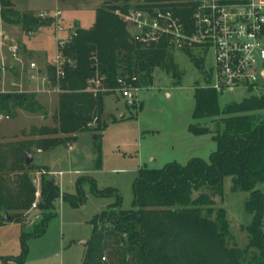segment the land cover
<instances>
[{
  "label": "trees",
  "instance_id": "16d2710c",
  "mask_svg": "<svg viewBox=\"0 0 264 264\" xmlns=\"http://www.w3.org/2000/svg\"><path fill=\"white\" fill-rule=\"evenodd\" d=\"M104 1L96 10L94 25L89 30L76 27L77 36L65 50L71 65L67 64L65 78L61 80L64 93L60 96L59 126L43 132L51 137L38 142L41 151L72 143L78 134L90 130L88 126L95 117L98 119L95 129L102 130L104 126L99 119L104 113L106 95L87 91L91 78H103L104 87L112 92L118 89V79L124 76H135L139 85L150 87L156 69L180 79L173 53L166 46L146 49L136 45L115 11L171 7L185 22H190L194 7L191 0H145L135 7L132 0H122L121 6L120 0ZM0 5V18L6 24L19 25L24 34L51 24L32 13H18L10 0H0ZM196 64L201 65L199 61ZM49 72L55 80V70L49 67ZM194 93V120L207 117L219 121L216 130L198 123L189 127V132L196 136L212 134L217 150L210 156V162L195 158L186 166L175 163L159 170H140L133 188L134 209L123 211L117 203L90 222L92 237L86 243L82 264H264V193L258 188L264 183V94L245 97L222 110L218 105L219 94L214 90L196 88ZM15 109L35 113L41 106L34 94L0 92V113L9 115ZM30 167L32 164L26 168ZM227 176L233 178V189L249 193L245 205L253 222L246 229L248 246L242 250L230 245L233 237L226 211L216 206L215 198L223 200V182ZM21 179L29 199L15 208L7 200L9 190L0 182V222L5 221L10 210H24L29 215L36 188L26 174ZM42 179L37 209L41 216L50 212L47 217H41L40 226L45 229L47 220L56 216L55 203L61 194L54 178ZM203 189L212 194L202 193L194 198ZM95 192L101 195L111 190ZM21 215L15 219L22 221ZM41 235L43 231L36 234ZM26 255L25 249L22 255L4 261L25 264Z\"/></svg>",
  "mask_w": 264,
  "mask_h": 264
},
{
  "label": "rangeland",
  "instance_id": "374dc122",
  "mask_svg": "<svg viewBox=\"0 0 264 264\" xmlns=\"http://www.w3.org/2000/svg\"><path fill=\"white\" fill-rule=\"evenodd\" d=\"M10 1L18 13L33 15L49 12L46 10L53 12L59 3L58 10H64L62 16L68 23L67 26L73 29L78 22L84 30H89L94 25L96 10L105 3L104 0ZM143 3L145 0L131 1L133 7ZM121 4L122 0L118 5ZM54 31L53 25L43 26L41 31L30 37L23 33L19 25L6 24L0 18V42L4 46L17 44L25 66L24 73L20 72L19 65L5 75L1 73L0 92L11 94L24 91L26 95L34 94L41 106V110L35 113L21 109L12 110L15 116L11 113L10 120L0 122V182L9 190L7 200L13 208L19 207L23 201L29 199L25 183L21 179L23 174H26L33 184L37 173L42 174L40 179L54 178L61 194L55 203L56 216L47 220L45 229L40 226V217L33 218L28 223L30 214L27 215L24 210L15 209L7 213L13 219L22 213V221L15 219L5 222L2 217L1 221L4 222H0V264H6L5 259L22 255L25 249V264H82L86 243L92 237L90 222L117 203L123 211L134 209L133 188L140 170H159L175 163L186 166L195 158L209 163L210 156L217 150L211 133L196 136L189 132L190 124L198 123L209 127L210 130H216L219 126V121L216 123L207 117L201 120L193 118L194 91L196 88H207L208 75L202 70L204 67L208 70L213 67L212 55L209 54L201 61L178 52L173 55L180 79L173 78L164 70L156 69L153 73V84L140 91L141 102L138 107L128 105L118 92L105 88L106 91L101 93L106 95L103 101L104 113L99 119L100 124L104 126L101 131L95 129L98 124L95 117L88 126L90 130L78 134L72 143L61 144L50 150H39L38 142L51 137L43 132L57 129L59 126L58 111L62 93L59 95L28 92L34 84L28 81L27 63L33 61L43 68L48 67L51 62L46 61L49 60L47 54L41 56L25 50L23 42L26 37H30L32 48L44 46L46 50H54ZM4 51L9 63V52L6 48ZM196 61L201 63L200 67ZM12 82L16 85L13 86ZM5 83L7 87H4ZM19 84L23 87L20 88ZM33 87L32 90L37 89L36 85ZM256 91L257 93L253 91V95L264 94V90ZM246 93L242 88L219 93V108L223 110L227 105L242 102ZM24 154L33 157L30 169L21 161ZM60 173L62 176H59ZM258 188L264 193V183L259 184ZM223 189V200L215 198V201L217 208L226 211L233 237L230 245L241 250L246 249L249 243L246 229L253 222L245 205L249 193L233 189V178L230 176L224 178ZM95 190L111 192L100 195ZM24 192L26 194H23ZM202 193L212 194L210 190L203 189L196 192L194 198ZM65 196L67 199H64ZM79 197L81 201L77 202ZM40 201L41 197L38 202L36 196L34 197L30 212L39 211L37 208L33 209V204L37 202L38 205ZM49 214L47 211L41 217L45 218ZM42 231L43 235L36 236Z\"/></svg>",
  "mask_w": 264,
  "mask_h": 264
},
{
  "label": "built area",
  "instance_id": "2783aa9c",
  "mask_svg": "<svg viewBox=\"0 0 264 264\" xmlns=\"http://www.w3.org/2000/svg\"><path fill=\"white\" fill-rule=\"evenodd\" d=\"M191 3L194 7L190 22H185L171 7L161 6L126 12L116 10L115 15L124 22L133 42L140 47L166 46L172 53H183L201 61L212 55L213 67L209 70L204 67L202 72L208 75L206 87L216 93L242 88L247 91L245 97H251L255 94L254 90L256 93V90H264V0H191ZM34 17L51 21L50 25L54 26L56 33L57 53L48 67L42 68L29 61L28 81L37 86L35 93L60 95L64 93L61 80L65 78V68L67 64L71 65L65 50L77 36L76 27H68L59 10L41 12ZM4 48L9 52V63ZM0 52V71L3 75L15 70L17 65L24 73L25 66L17 44L4 46L0 42ZM49 67L55 70V80L50 77ZM103 83V78H91L87 91L102 93L106 91ZM118 85L115 92L128 105L138 107L140 91L146 88L139 85V79L135 76L120 77ZM4 120H10L9 115L0 114V122ZM41 175L37 173L33 181L37 202L41 197ZM37 202L33 204V209L37 208ZM103 261H107L106 258Z\"/></svg>",
  "mask_w": 264,
  "mask_h": 264
},
{
  "label": "crops",
  "instance_id": "0c3cea01",
  "mask_svg": "<svg viewBox=\"0 0 264 264\" xmlns=\"http://www.w3.org/2000/svg\"><path fill=\"white\" fill-rule=\"evenodd\" d=\"M59 9V3H58V7H57V9L55 10V11H57ZM30 12H33V10H29ZM46 11H49V12H52V10H46ZM60 11V10H59ZM63 11L64 10H62L61 12L63 13ZM54 12V11H53ZM63 17V16H62ZM65 19V18H64ZM65 22H66V20H65ZM66 24H68L67 22H66ZM75 27H79L80 28V24L77 22V23H75ZM91 28V27H90ZM41 29H42V27L40 28V29H38L36 32H34V33H31V34H28V36H32L33 34H35V33H37V32H39V31H41ZM81 29V28H80ZM30 37H26L27 39L23 42V45H24V47H25V50H27V51H29V52H32V53H36L37 55H41V56H44L45 54H47L48 55V58H49V60L47 59L46 61L47 62H52V60L55 58V56H56V53H57V49H56V37H55V41H54V50H52V49H50V48H48L47 50L45 49V47L44 46H39L40 48H32L30 45H31V39H30ZM11 84H13V86L14 85H16V83H11ZM32 84V83H31ZM34 85H32V88H31V90H28V92H32V93H35V89L34 90H32L34 87H33ZM4 87H7V83H5L4 84ZM19 87L20 88H22L23 86L21 85V84H19ZM24 91H20L19 93H23ZM24 94V93H23ZM73 148V146L70 148V149H72ZM55 180V179H54ZM32 212H35V211H31V212H29V214H31ZM41 218V212H40V216H38V217H34V218ZM33 219V218H32Z\"/></svg>",
  "mask_w": 264,
  "mask_h": 264
},
{
  "label": "water",
  "instance_id": "95a60500",
  "mask_svg": "<svg viewBox=\"0 0 264 264\" xmlns=\"http://www.w3.org/2000/svg\"><path fill=\"white\" fill-rule=\"evenodd\" d=\"M94 71L97 70V68H93ZM94 138L96 139L97 136H94ZM33 162V157L29 154H25L24 156V163H26L27 166H29L30 164H32ZM40 216V212L39 211H35V212H32L29 216H28V223L31 222V219L34 218V217H38ZM11 221V217L7 214L5 216V222H10Z\"/></svg>",
  "mask_w": 264,
  "mask_h": 264
}]
</instances>
